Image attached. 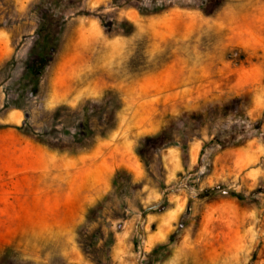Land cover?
Masks as SVG:
<instances>
[{
	"label": "rangeland",
	"instance_id": "374dc122",
	"mask_svg": "<svg viewBox=\"0 0 264 264\" xmlns=\"http://www.w3.org/2000/svg\"><path fill=\"white\" fill-rule=\"evenodd\" d=\"M0 264H264V0H0Z\"/></svg>",
	"mask_w": 264,
	"mask_h": 264
},
{
	"label": "trees",
	"instance_id": "16d2710c",
	"mask_svg": "<svg viewBox=\"0 0 264 264\" xmlns=\"http://www.w3.org/2000/svg\"><path fill=\"white\" fill-rule=\"evenodd\" d=\"M35 47H33V49H34ZM162 135H159V136H157V138H160Z\"/></svg>",
	"mask_w": 264,
	"mask_h": 264
}]
</instances>
